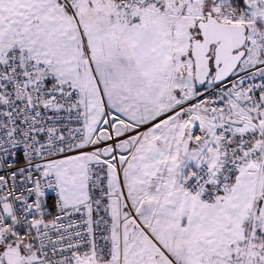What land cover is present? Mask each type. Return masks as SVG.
I'll list each match as a JSON object with an SVG mask.
<instances>
[{"label": "snow or ice", "instance_id": "1", "mask_svg": "<svg viewBox=\"0 0 264 264\" xmlns=\"http://www.w3.org/2000/svg\"><path fill=\"white\" fill-rule=\"evenodd\" d=\"M0 264H264V0H0Z\"/></svg>", "mask_w": 264, "mask_h": 264}]
</instances>
